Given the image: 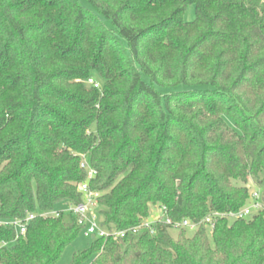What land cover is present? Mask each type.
<instances>
[{
	"label": "trees",
	"instance_id": "obj_1",
	"mask_svg": "<svg viewBox=\"0 0 264 264\" xmlns=\"http://www.w3.org/2000/svg\"><path fill=\"white\" fill-rule=\"evenodd\" d=\"M84 182L128 231L69 264H264L262 214L215 215L264 199V0H0V220L35 215L0 264H54Z\"/></svg>",
	"mask_w": 264,
	"mask_h": 264
},
{
	"label": "built area",
	"instance_id": "obj_2",
	"mask_svg": "<svg viewBox=\"0 0 264 264\" xmlns=\"http://www.w3.org/2000/svg\"><path fill=\"white\" fill-rule=\"evenodd\" d=\"M88 83L94 85L95 88L99 87L98 83L93 82L92 79H88ZM81 168L87 170V178L90 179L95 175V171L91 169L85 161H82ZM78 191L82 194V201L78 204H69L65 206L64 210L58 211H43L39 213L41 217L54 216L57 217L61 212L72 213L79 225H81V231L85 237H111L113 239L124 237L128 230H108L105 227L99 225L96 222V210L98 209V197L99 193L90 189L88 182H84L78 185ZM161 215L156 218L153 222H149L148 219L142 224V226H150L155 223L169 224L172 228H197L199 223L192 222L188 219L182 221H171L170 218L164 213V208L159 209ZM261 213L264 220V199L263 194L260 190L250 191V200L237 212H228L224 214H215L225 216L229 220H236L241 218H249L254 214ZM33 213L27 214L24 218L11 219V220H0V225L11 226L15 231V238L23 236L29 222L34 219ZM210 220H208L209 222ZM212 228V224L209 225ZM5 243L0 245L3 246Z\"/></svg>",
	"mask_w": 264,
	"mask_h": 264
},
{
	"label": "rangeland",
	"instance_id": "obj_3",
	"mask_svg": "<svg viewBox=\"0 0 264 264\" xmlns=\"http://www.w3.org/2000/svg\"><path fill=\"white\" fill-rule=\"evenodd\" d=\"M194 17H195L194 6L188 5L185 12H184L183 18L185 21H192L194 19ZM249 187H250V191H254V190H256V188H261V187L257 186L256 184H253V183L249 184ZM260 192L263 193V188H261ZM65 208H66L65 206L60 205L56 209H54V211L64 210ZM160 215H161V213H160L159 209L152 208V213H151L150 217L148 218V221L151 223L156 218H158ZM96 216H97L96 222L99 225H101V222H100L101 217L98 213V209L96 210ZM144 222H146V221H144ZM177 229H179V228H177ZM195 230H196L195 228H186L188 235H192ZM176 232H177V230L174 228H172L170 230V233L172 235H175ZM90 242H91V237H85L83 235V232L81 231L78 234V236L75 238V240L64 248L60 257L54 262V264H69L71 257H72V254L76 251H81V250H84L85 248L89 247ZM83 264H86V263H83Z\"/></svg>",
	"mask_w": 264,
	"mask_h": 264
}]
</instances>
